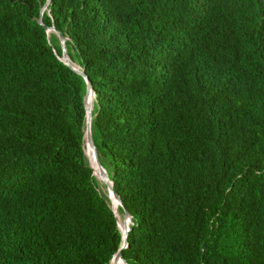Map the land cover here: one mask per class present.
<instances>
[{
	"label": "trees",
	"instance_id": "trees-1",
	"mask_svg": "<svg viewBox=\"0 0 264 264\" xmlns=\"http://www.w3.org/2000/svg\"><path fill=\"white\" fill-rule=\"evenodd\" d=\"M0 0V264H264V0ZM106 187V184L104 185ZM121 264H125L121 261Z\"/></svg>",
	"mask_w": 264,
	"mask_h": 264
},
{
	"label": "water",
	"instance_id": "water-1",
	"mask_svg": "<svg viewBox=\"0 0 264 264\" xmlns=\"http://www.w3.org/2000/svg\"><path fill=\"white\" fill-rule=\"evenodd\" d=\"M50 1L51 0H48L47 3L41 9V14H40V17L38 18V22L40 24H42V25H45L44 22H43V15H44V12L47 9ZM46 29H47V32L48 33H51V32L56 33L57 36H58V38H59V40H60V43H61V46H62V50H63V55H62V57H60V59L65 64H67L68 66H70L72 69H74L76 72H78L79 74H81L82 76H84V78L86 79V82H87V93H86V96H85V99H84V103H85V106H86V109H87V121H86V130H85V144L90 145L92 147V149H93L96 163H97V165L99 166V168L103 172L102 178L104 180V183L106 184V187H107V190H108V193H109V197L111 199V202H112L113 199L116 198V199H118L120 201L121 205L123 206L122 199H121L120 195L114 189V182L110 179L107 169L102 165V163H101V161H100V159L98 157L97 147H96V144H95L94 138H93V133H92V118H93V109H94L95 97H96V92H95V90L93 88V84L90 81V79L88 78V75L85 72V69L84 68H82L79 65L80 66V69H78L75 66H73L72 64H70L69 61L71 59H70V57H69V55L67 53V46H66V41H67L68 37L66 35H64L63 33H61L60 31L56 30V28L54 26H46ZM90 98H91V105L89 106V100H90ZM85 152H86V150H85ZM90 165H91V167L93 169L95 168L94 165H93V163L91 161H90ZM94 174H95V172H94ZM112 209L115 212L116 218L118 220L119 217H118V215H117V213H116L113 205H112ZM124 217H126L129 220H131V214H130L129 210H127L125 208H124ZM118 226H119V222H118ZM130 229H131V227H130V221H129V223L127 225V232H126V234L124 235L123 232L121 231V233L123 235L122 244H121V247H120L119 251L115 254V256L121 257L125 264H129L127 262V260L123 258V250L126 249L128 247V245H129L128 233H129ZM114 257H113V259H114ZM113 259H112V261H113Z\"/></svg>",
	"mask_w": 264,
	"mask_h": 264
},
{
	"label": "bare ground",
	"instance_id": "bare-ground-1",
	"mask_svg": "<svg viewBox=\"0 0 264 264\" xmlns=\"http://www.w3.org/2000/svg\"><path fill=\"white\" fill-rule=\"evenodd\" d=\"M69 62H70V64H72L73 66H75V62H73L72 60H70ZM76 65H78V67H76V66L75 67L78 68V69H80L79 64L76 63ZM90 105H91V98L89 100V106ZM85 150H86V153H87V156H88L89 160L93 163V165L95 167L94 168V172H95L96 177L98 178V180L100 181V183L103 184L104 183V180L102 178L103 172H102V170L99 168V166L96 163L95 155H94V152H93L92 147L90 145H88V144H85ZM112 205H113V207H114V209H115V211H116V213H117V215L119 217L118 218L119 227H120L121 231L123 232V234L125 235L126 232H127V225L129 223V219H127L126 217H123L121 215L120 210H119V208L121 206V203H120V201L118 199H116V198L113 199L112 200ZM121 261H122V258L121 257L115 256L114 259H113V261H112V264H121Z\"/></svg>",
	"mask_w": 264,
	"mask_h": 264
},
{
	"label": "rangeland",
	"instance_id": "rangeland-1",
	"mask_svg": "<svg viewBox=\"0 0 264 264\" xmlns=\"http://www.w3.org/2000/svg\"><path fill=\"white\" fill-rule=\"evenodd\" d=\"M75 66L78 67V65H76V63H75ZM104 185H105V183H103V184L101 183L102 188H103L105 191H108V190H107V187H105ZM121 215L124 217V214H121ZM129 221H130V220H129Z\"/></svg>",
	"mask_w": 264,
	"mask_h": 264
}]
</instances>
